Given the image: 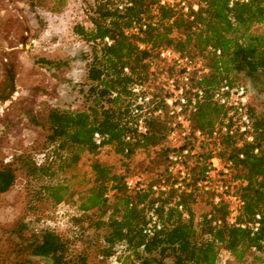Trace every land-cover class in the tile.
<instances>
[{
    "label": "trees",
    "instance_id": "1",
    "mask_svg": "<svg viewBox=\"0 0 264 264\" xmlns=\"http://www.w3.org/2000/svg\"><path fill=\"white\" fill-rule=\"evenodd\" d=\"M53 1L54 10L66 4V0ZM133 1L131 7L120 11L117 0H96L90 17L92 28L75 27L76 35L92 46L85 93L87 108L52 110L47 120V147L34 157L22 155L0 168V195L14 187L20 168H25L32 179L50 180L34 191L27 213L38 214L41 202L50 207L73 204L77 212L74 227L101 233V257L106 259L115 257L123 247L130 264H166L168 260L172 264H214L223 250L240 264H263L264 115L258 117L254 113V145L239 149L232 139L224 143L226 156L234 160V178L246 182L240 191L245 202L240 223L253 222L257 214L262 216L261 228L255 234L230 225L226 205L217 207L202 201L205 210L197 214L195 195L182 194L178 203L171 206L176 194L170 192L157 206L163 228L147 237L144 228L148 224L149 205L153 204L151 194L148 189L130 190L126 181L137 176L146 186L158 181V174L151 178L135 171V166L140 156L149 160L155 155L165 161L168 129L163 122L151 120L149 133L141 136L127 127L124 120L131 86L148 81L149 61L158 50L171 48L177 53L199 54L210 69L201 84L205 99L196 121L199 129L211 130L223 113L211 100L214 90L241 78L255 88L264 78V29H258L264 25V0L236 2L233 6L231 0H201L204 6L191 14L193 20L168 8H160L154 14L151 0ZM144 18L157 20V24L150 25L142 38L127 36L125 30ZM106 38L112 41L111 46L105 43ZM139 43L148 44L149 49L140 50ZM127 67L130 74L124 73ZM96 133L104 138L101 146L94 142ZM129 134L132 139L126 141ZM255 148L260 150L258 155L253 153ZM240 151L246 155L244 160L238 159ZM110 155H115L116 161H109ZM85 156L89 157V171L76 185L78 177L73 171L87 161ZM218 220L222 221L221 226L216 225ZM20 228L17 235L23 241L27 227L21 223ZM21 246L17 250L22 253L25 249ZM29 248L33 257L51 258L53 264L85 263L82 258H73L67 239L50 229L42 231L40 240L29 243ZM16 264L35 263L25 259Z\"/></svg>",
    "mask_w": 264,
    "mask_h": 264
},
{
    "label": "rangeland",
    "instance_id": "2",
    "mask_svg": "<svg viewBox=\"0 0 264 264\" xmlns=\"http://www.w3.org/2000/svg\"><path fill=\"white\" fill-rule=\"evenodd\" d=\"M95 4L96 0H66L64 7L54 10L53 0H0V82L7 80V67H14L11 97L7 102H0V168L17 157H34L45 150L50 133L47 120L52 110H86L92 46L76 35L75 27L92 28L90 17ZM258 29L263 30L264 25ZM254 89L256 94L251 104L255 115L261 117L264 115V78ZM108 159L114 162L117 158L110 155ZM136 163L135 171L151 178L164 165L163 158L155 155L149 160L140 156ZM88 171V160L73 171L78 177L76 185ZM27 172L20 168L14 187L0 195V264H16L25 259L35 264H53L51 258L33 257L31 249H27L29 243L40 240L46 229L67 239L72 257L85 260L78 264H119L120 261L130 264L123 247L115 257H101L102 234L93 229H76L73 218L77 212L71 203L50 207L41 202L38 214H28L34 191L50 180L32 179ZM203 209V202L196 204L197 214L204 212ZM21 223L27 227L23 241L17 235ZM19 244L25 249L22 253L17 250ZM214 264L240 263L222 250Z\"/></svg>",
    "mask_w": 264,
    "mask_h": 264
},
{
    "label": "built area",
    "instance_id": "3",
    "mask_svg": "<svg viewBox=\"0 0 264 264\" xmlns=\"http://www.w3.org/2000/svg\"><path fill=\"white\" fill-rule=\"evenodd\" d=\"M153 13L158 14L160 8L173 10L177 15L190 18L191 14L200 10L204 3L201 0H151ZM251 0H231L249 3ZM133 0H117L118 9L124 11L133 5ZM173 22V19L170 20ZM157 20L134 21L125 30L127 36L143 37L150 25L155 26ZM108 46L112 41L105 39ZM140 50L149 49L145 43L138 44ZM210 51L212 49L210 48ZM220 54V51L217 52ZM150 75L148 81L137 82L130 88L128 99V115L124 120L127 127L144 136L149 133L151 120L161 121L168 129L167 155L158 174V181L146 186L140 176L126 181L130 190L144 191L151 194L147 212L148 224L144 228L147 237H153L163 228L157 214L160 199L170 192L176 198L170 204L174 206L182 194H193L197 203L208 201L213 206L226 205L229 209L228 223L242 229H249L253 234L261 228L262 216L257 214L251 223H240L245 202L240 196L246 182L234 178V160L226 156L224 143L234 140L237 148L256 143L257 128L255 125L254 107L251 99L256 90L248 80L235 83H223L213 91L211 100L223 109V113L214 127L204 131L197 126V115L205 99V90L201 86L210 69L199 54L177 53L171 48L157 51L156 57L149 61ZM130 74V69H124ZM132 135L126 136L131 141ZM104 138L96 133L94 142L101 146ZM255 148L253 153L258 155ZM245 153L240 151L238 159L244 160ZM145 205H141L143 208ZM184 211L182 206H178ZM188 218L186 214H183ZM211 218V215H209ZM217 226L222 221L216 222ZM120 264V263H119Z\"/></svg>",
    "mask_w": 264,
    "mask_h": 264
},
{
    "label": "flooded vegetation",
    "instance_id": "4",
    "mask_svg": "<svg viewBox=\"0 0 264 264\" xmlns=\"http://www.w3.org/2000/svg\"><path fill=\"white\" fill-rule=\"evenodd\" d=\"M13 65H9L6 69L7 80L0 82V102H7L11 97L10 93L14 88Z\"/></svg>",
    "mask_w": 264,
    "mask_h": 264
}]
</instances>
